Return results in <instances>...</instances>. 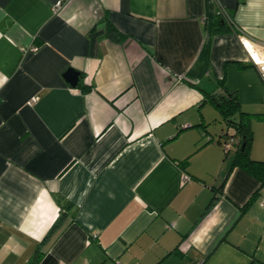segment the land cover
<instances>
[{
  "label": "crops",
  "instance_id": "0c3cea01",
  "mask_svg": "<svg viewBox=\"0 0 264 264\" xmlns=\"http://www.w3.org/2000/svg\"><path fill=\"white\" fill-rule=\"evenodd\" d=\"M247 47L264 0H0V264H264L260 181L213 99L264 160Z\"/></svg>",
  "mask_w": 264,
  "mask_h": 264
},
{
  "label": "trees",
  "instance_id": "16d2710c",
  "mask_svg": "<svg viewBox=\"0 0 264 264\" xmlns=\"http://www.w3.org/2000/svg\"><path fill=\"white\" fill-rule=\"evenodd\" d=\"M226 15L228 17L227 20L224 19L221 15H218V17L221 19L222 22L231 23V16L228 13H226ZM108 31L113 33L115 32L112 27H109ZM230 95L228 97L223 98L222 100L218 98L213 99L218 104L220 112L225 117L227 124L232 126L235 130V134H228L227 132H225L226 136H232L237 141V146L232 157L231 166L236 164L245 169L253 176H255L257 179H259L260 185L256 192L261 193V189H264V160H255L249 156V147L252 138V132L249 127L250 114L241 111L239 109V103L237 102L236 98L231 97ZM235 111H237V120H233V118H230L231 115L235 114ZM64 210L65 207L62 206L61 217L63 216L62 211Z\"/></svg>",
  "mask_w": 264,
  "mask_h": 264
},
{
  "label": "built area",
  "instance_id": "2783aa9c",
  "mask_svg": "<svg viewBox=\"0 0 264 264\" xmlns=\"http://www.w3.org/2000/svg\"><path fill=\"white\" fill-rule=\"evenodd\" d=\"M222 16L224 19L227 20V15L226 12L219 8L217 10V16ZM31 49H34V47H31ZM247 52H248V56L250 61L252 62V64L257 68L259 76L262 80V82H264V50H258L256 48H246ZM35 101V97L31 98L29 100V103H32ZM237 141L236 139H234L232 136H226L225 141L223 142V149L225 150V152L227 153L233 146L236 147L237 146ZM188 177H184V179H187ZM262 194H264V190H262ZM262 203H264V201H262Z\"/></svg>",
  "mask_w": 264,
  "mask_h": 264
},
{
  "label": "water",
  "instance_id": "95a60500",
  "mask_svg": "<svg viewBox=\"0 0 264 264\" xmlns=\"http://www.w3.org/2000/svg\"><path fill=\"white\" fill-rule=\"evenodd\" d=\"M65 77L71 85H76L79 80V73L73 69H68L65 72ZM243 146V144H242Z\"/></svg>",
  "mask_w": 264,
  "mask_h": 264
},
{
  "label": "rangeland",
  "instance_id": "374dc122",
  "mask_svg": "<svg viewBox=\"0 0 264 264\" xmlns=\"http://www.w3.org/2000/svg\"><path fill=\"white\" fill-rule=\"evenodd\" d=\"M260 79H261V78H260ZM262 83H264V82H262ZM261 104L264 105V97H262ZM256 107H257V106L253 107V108L250 109V110H256ZM244 108L246 109V107H244ZM257 108H258V107H257ZM246 110H247V109H246ZM231 155H232V153L229 154V159H231Z\"/></svg>",
  "mask_w": 264,
  "mask_h": 264
}]
</instances>
